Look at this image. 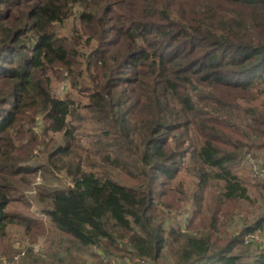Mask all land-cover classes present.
Segmentation results:
<instances>
[{"label":"trees","instance_id":"1","mask_svg":"<svg viewBox=\"0 0 264 264\" xmlns=\"http://www.w3.org/2000/svg\"><path fill=\"white\" fill-rule=\"evenodd\" d=\"M70 18L78 24L59 34ZM49 71L64 74L62 91L69 84L87 104L56 95ZM263 86L264 0H0V257L46 264L49 254L36 246L35 230L24 229L41 220L6 207L16 183L29 182L26 174L55 177L63 169L68 184L42 185L34 194L40 213L67 240L54 247L55 260L83 264L76 250L87 248L96 264H120L112 257L146 264L168 245L176 264H264V246L254 238L262 216L233 212L227 220L247 222L228 231L224 225L219 242L212 237L225 201L254 200L230 167L248 156L256 165L264 147V99L252 103ZM79 107L90 110L97 128L89 146L68 126ZM39 114L48 118L42 133L63 131V138L47 158L31 162L35 147L49 146L32 129ZM189 122L201 141L181 148L179 129ZM187 155L197 163L191 169L198 190L212 179L223 185L208 206L207 225L203 216L193 223L202 195L191 192L199 207L183 229L176 215L169 221L165 215L180 203L162 200L159 186ZM14 217L24 232L7 241Z\"/></svg>","mask_w":264,"mask_h":264},{"label":"rangeland","instance_id":"2","mask_svg":"<svg viewBox=\"0 0 264 264\" xmlns=\"http://www.w3.org/2000/svg\"><path fill=\"white\" fill-rule=\"evenodd\" d=\"M76 12V11H75ZM78 24V20L76 18H70L66 20L59 28L58 32L62 35H69L72 25ZM49 74L51 75V89L52 91L58 95V96H64L70 95L75 98L77 102L87 104L88 97H85L82 94H78L75 90L71 89L68 84V88L66 91H62L65 87L64 82L66 81L68 83V80H64V74L56 73L55 76L52 75L51 71H49ZM264 90V86L262 87ZM152 90V89H151ZM131 96H137L138 95V88H133L132 92L130 93ZM151 94V93H149ZM264 99V92L260 94L257 99L253 100V104H260L261 100ZM82 106V105H81ZM90 111V110H88ZM87 109L83 107H79L76 111H74L73 114H71L68 117V126L74 125L76 127L75 134L77 137L80 138V145H86L89 146L90 138L92 137V134L95 132L96 125L92 120H90V115ZM48 118L44 116V114H39L32 126L33 131L37 134L39 141L43 140L44 142L48 143V147L45 144H41L40 146L35 147V149L32 151V160L36 161V159L44 158L46 157V153L48 152V148H52V146H56L57 143L62 142L63 138V131L60 132H48L46 134H43V126L47 124ZM71 120V121H70ZM197 125L193 122H189L188 126L185 129H179L180 132V138L181 140H184L183 146L184 147H193L196 146L199 141H201L200 137V130L196 127ZM231 134V133H229ZM219 138L225 139V136L218 135ZM228 138L231 139L229 136ZM241 140L249 141V139H244L242 137H237ZM221 140V139H220ZM17 143V141H16ZM18 144V143H17ZM220 144V143H217ZM221 145V144H220ZM222 147L224 145H221ZM260 153H258V157L254 159L256 162V165H253L250 161L249 156L243 159H239V161H236L231 165V170L233 173H235L240 181L246 186L248 194L254 199L252 202H248L246 200H241L239 202H233L230 200L225 201L223 205H221L220 210L217 214V227L218 231L213 233V238L219 242V238L222 236V230L224 229L225 225V231L232 230L234 227L243 224L244 222H247L246 219H242L241 221H237L235 218L228 219L227 217L231 213H237L238 216L245 217L247 219L257 217L258 215L262 216L264 218V169H258V164L261 163V160L264 159V147L259 149ZM84 154V152H83ZM47 158V157H46ZM93 159L99 163V160L97 157H93ZM97 165V164H96ZM251 165V166H250ZM197 166L196 161L191 159L189 155L184 159L183 165L178 169V172L174 177L170 179V181L166 184L165 187L159 186L160 190H164V195L162 196V200L169 201L173 205H177L180 203V206L177 208H173L172 210L167 209L165 212V215L168 216V221L171 219V217L176 215L178 218L180 224H182V228L185 229V221L190 218L193 215L194 210L198 209L199 207V201L196 203L195 198L191 199L190 196H192L191 192H194L198 190L196 184L198 181V178L193 174V171L191 167ZM97 166L93 167H87L88 170H94ZM36 173H32L30 175H25L29 182L27 184H20L16 183L18 185V191L15 192L13 200H11L6 209L10 212H21L23 215L21 216H35L38 220H41L40 224L34 225V226H28L24 227L26 229L27 233H29L32 228L35 230L34 236L36 241V246L41 249L44 252H47L49 254L48 259L45 261L46 264H67L65 261L62 260V258H59L55 260L50 254L53 252L54 247L57 245L59 241H62V244L66 243V237L64 235H61L56 231L52 223L48 219L47 214L40 213L42 203L38 202L35 195L37 196V193L40 191L42 185L50 186V185H56V184H68L70 182L69 177L66 175L65 171L62 169L61 171L57 172V175L54 177L50 174H43L40 173V171H35ZM56 174V173H55ZM114 176L120 180V181H126V177L123 174V172L120 171H113ZM22 176V175H19ZM19 176H16L19 177ZM59 177V178H57ZM15 178V177H14ZM223 182L220 180L212 179L205 187L201 190H198L197 192L202 195L201 204H202V210L198 212L194 218L193 223H197L201 216H203V219H207V223L209 221V211L208 206L213 207L215 201L217 200L218 194L221 192ZM40 186V187H39ZM39 187V188H38ZM169 188V193L165 191V189ZM35 194V195H34ZM170 194V195H169ZM159 198V195L155 197ZM29 202L27 204L26 202ZM190 203V204H188ZM214 209V208H213ZM177 210H180L181 212H178ZM213 210L211 211V213ZM15 222L13 224L7 225L6 228V234H8L7 241H10V238L12 236L19 237L21 234H23L24 230L23 228H20L18 225L19 221L17 218H15ZM204 228V227H202ZM195 229V228H194ZM206 229L211 231V229ZM254 238L257 239V242H259L261 246H264V222L262 224V228L258 230L254 234ZM214 243V242H213ZM215 244V243H214ZM84 250L77 251V254L79 255V261H82L83 264L89 263V260H92L93 257L89 255L88 249L83 248ZM163 255L159 260L155 261H149L146 262V264H176V257L174 255V250L170 249L168 245L163 246ZM92 250V247L90 248ZM73 251V250H72ZM4 257V256H2ZM1 258V257H0ZM112 257V262H120L123 264L124 259H119ZM246 259L242 260L241 264H249V261H245ZM137 262V260H136ZM142 261H140L139 264H143ZM92 263V262H91Z\"/></svg>","mask_w":264,"mask_h":264},{"label":"built area","instance_id":"3","mask_svg":"<svg viewBox=\"0 0 264 264\" xmlns=\"http://www.w3.org/2000/svg\"><path fill=\"white\" fill-rule=\"evenodd\" d=\"M16 259H17V255L14 256L13 261H7L5 258H1L0 264H17ZM88 264H93V263H88Z\"/></svg>","mask_w":264,"mask_h":264},{"label":"crops","instance_id":"4","mask_svg":"<svg viewBox=\"0 0 264 264\" xmlns=\"http://www.w3.org/2000/svg\"><path fill=\"white\" fill-rule=\"evenodd\" d=\"M91 262H92L93 264H96L94 261H89V263H91Z\"/></svg>","mask_w":264,"mask_h":264}]
</instances>
